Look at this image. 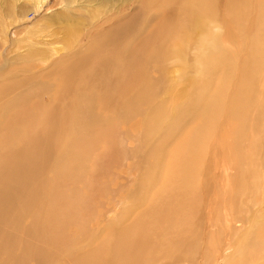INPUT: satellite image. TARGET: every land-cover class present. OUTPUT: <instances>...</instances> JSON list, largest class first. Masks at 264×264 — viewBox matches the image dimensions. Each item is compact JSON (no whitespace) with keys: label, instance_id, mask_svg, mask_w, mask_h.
<instances>
[{"label":"rangeland","instance_id":"1","mask_svg":"<svg viewBox=\"0 0 264 264\" xmlns=\"http://www.w3.org/2000/svg\"><path fill=\"white\" fill-rule=\"evenodd\" d=\"M132 13L111 54L144 44L140 80L127 82L118 104H90L78 83L57 106L69 119L53 141L69 149L43 174L45 206L69 223L53 264H264V0H0L1 57L13 62L36 48L44 54L33 60L46 59L31 69L42 70L39 94L19 101L41 102L25 112L37 119L28 129L41 125L39 110L47 124L54 119L57 58ZM7 71L0 83L21 73ZM137 81L155 94L134 92ZM79 121L85 126L73 128ZM83 137L103 141L90 154L92 140L79 151ZM78 151L84 178L65 167ZM74 193L77 216L68 208Z\"/></svg>","mask_w":264,"mask_h":264},{"label":"bare ground","instance_id":"2","mask_svg":"<svg viewBox=\"0 0 264 264\" xmlns=\"http://www.w3.org/2000/svg\"><path fill=\"white\" fill-rule=\"evenodd\" d=\"M104 17L106 21H109L112 15L106 14ZM135 22L136 17L132 13L125 20L116 21L105 31H100V34L95 33L82 48L81 46L77 47L78 45L66 48L69 53L57 58L50 66L52 67L50 73H54V77L59 80V82L57 81L58 87L50 101L51 115L54 119L47 124L48 115L39 110L38 120L41 125L35 130L28 129V127L37 119L28 118L31 115H26L25 112L27 109H34V107L41 108V102L33 99L19 101L30 95L35 98L34 93L39 94L36 84H38V76L42 70L40 69L41 71L39 70V73L35 74L31 72V69L35 70L39 64L45 62L46 59L41 57L40 61L33 60L35 56L42 55L44 52L35 48L34 51L29 50L25 56L14 58L13 62V56L10 58L6 55L3 59L0 53V71L21 72L18 76L11 75L0 83V131L4 132V134H0V143H2L0 147V264H53L57 259V252L62 242H65L62 231L65 228V222H69L63 215L55 216L52 213L56 210L54 207L51 208V211L48 209L49 212H47V206H45L47 181L43 178L55 153L66 152L69 149L65 139L63 143L61 142L62 144H55L53 141L57 131H61L64 128V122L67 125V119H69L68 117L64 119L66 114L69 115V108L64 106L59 109L57 106H59V100L62 99L61 95L69 94L71 90H75V84L78 83L79 88L88 91L86 98L90 104H95V102H98L100 106L118 104L117 96L126 93V90L130 91L127 82L129 83L130 79L132 81L136 75H143V72L137 70L140 63L146 61L143 56L144 44L141 46L130 44L122 51L123 53L117 52V56L111 54L113 50H117L118 42L128 35ZM4 28L7 27L4 25ZM96 29L99 28L96 27ZM1 32L2 34L6 33L3 30ZM79 34L76 43L81 39ZM5 44L6 40L1 39L0 50ZM123 60L126 61L124 64ZM83 75L84 78H82ZM79 77H81L80 81ZM134 88H145L148 93L155 94L153 87H144L139 84V81L132 87L134 92L138 90ZM134 92H131L130 96ZM145 95L146 93H142V96ZM77 103L78 101H76ZM42 108L47 109V105H42ZM17 111H23V113L16 116L15 112ZM84 126L85 122L79 121L73 128L78 129ZM25 131L30 132V135L15 140ZM91 140L94 144L88 143V146L87 142H91ZM91 140L88 137H83L79 141V151L88 146L90 154H93L103 141V139ZM79 151L66 161L65 167L67 172L76 173L79 178H84L88 170V163L82 161ZM72 182L73 191L77 190L78 179L73 177ZM54 192L61 193V190ZM77 196L75 194V198L70 201L68 207L75 216L79 210ZM25 213H32V219L28 224H25L23 219ZM55 217L58 218L55 220ZM68 218H70V214ZM258 225L260 229L264 230V218ZM60 231V235H56ZM38 232H42V234L37 236ZM258 240L264 241V236Z\"/></svg>","mask_w":264,"mask_h":264}]
</instances>
